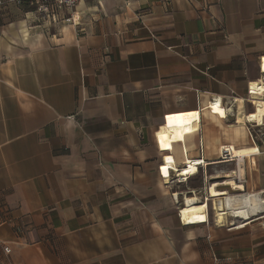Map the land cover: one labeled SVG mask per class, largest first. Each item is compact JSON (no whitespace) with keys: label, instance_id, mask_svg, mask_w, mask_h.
<instances>
[{"label":"crops","instance_id":"obj_1","mask_svg":"<svg viewBox=\"0 0 264 264\" xmlns=\"http://www.w3.org/2000/svg\"><path fill=\"white\" fill-rule=\"evenodd\" d=\"M74 13L79 26L28 2L0 13V264H264V116L246 122L264 105V0ZM188 112L196 134L162 150L170 115ZM231 146L259 152L221 159ZM167 156L198 174L168 183ZM224 178L258 198L223 225L210 189ZM187 196L208 201L207 223H184Z\"/></svg>","mask_w":264,"mask_h":264},{"label":"bare ground","instance_id":"obj_2","mask_svg":"<svg viewBox=\"0 0 264 264\" xmlns=\"http://www.w3.org/2000/svg\"><path fill=\"white\" fill-rule=\"evenodd\" d=\"M254 90H255L254 94L256 95L260 93L259 91H257V89H254ZM219 105L220 104L215 103L212 106L210 112L213 114H216L217 116H219V114H222V110ZM263 116H264V105L263 106L259 105L257 114L247 116L248 121L246 122H253V123L261 124ZM199 123H200V119H199L198 112H194V113L188 112V113H181V114H176V115L173 114L172 116L170 115V117L168 118L167 124L163 127L162 133L160 134V146L162 150H166V151L170 150L174 146V144L178 145L182 142L186 143L187 139L193 137L198 131L197 126L199 125ZM228 150L230 152L231 158H238V162L240 163L245 158H250L253 154H257L259 152L257 148L237 149L234 146H231L230 148H228ZM173 160L174 159L172 156H167L166 158L167 163L162 166V174L168 183L170 182L172 171L175 172L176 174L178 173V176L182 178L183 181H186L189 178H192L198 174V167L195 166L194 164L189 162L188 166L178 169ZM220 185L229 186L231 187L232 190H235V191L245 192L246 190L243 183H238L233 178L227 179L226 182L223 184L215 183L211 185L210 194L212 197H215V198H218L221 196L226 197V199L223 198L224 200L221 199V201L219 202L215 201V204L213 207V210L215 211V215H216L215 216L216 222L219 224H223V225L226 224L228 222L229 216H237V217L244 218L246 216L245 215L247 211L246 209L252 207L251 206L252 204L255 206V202L257 203L256 199L258 197L256 196L257 197L256 198L255 195L245 196V197L243 195H242L243 197L241 195H236V196L229 195L226 192V190L217 189V187ZM208 207L209 206L206 203H200L197 197L191 198L187 196L185 200V204L182 208V213H181L184 223H187V224L207 223L208 222L207 212L209 209ZM259 209H261L259 211H262V208H259ZM243 211H245V213H243Z\"/></svg>","mask_w":264,"mask_h":264},{"label":"built area","instance_id":"obj_3","mask_svg":"<svg viewBox=\"0 0 264 264\" xmlns=\"http://www.w3.org/2000/svg\"><path fill=\"white\" fill-rule=\"evenodd\" d=\"M197 1V0H190ZM25 2L36 6V11L49 22L58 21L60 15L67 14L63 21L67 24L79 26L80 18L76 17L74 9L79 0H0V13L11 5L23 6ZM221 159L225 160L230 156L228 148L221 152ZM198 166H204V161L199 160ZM182 213V210L180 211Z\"/></svg>","mask_w":264,"mask_h":264},{"label":"rangeland","instance_id":"obj_4","mask_svg":"<svg viewBox=\"0 0 264 264\" xmlns=\"http://www.w3.org/2000/svg\"><path fill=\"white\" fill-rule=\"evenodd\" d=\"M230 123L232 124V121L229 122V124H230ZM260 133H261V132H260ZM260 135H261V134H260ZM261 138H263V136H261ZM263 140H264V139H263ZM227 179H229V178H224L223 181H226ZM191 184H194V183L192 182ZM226 192H227L229 195H235V196H236V195H241V194L243 193L242 191H235V190H231V191H230V190H226ZM192 196H193V195H192ZM198 201H199L200 203H202V202L204 203V202H205V200H201V201H200L199 199H198ZM207 203H208V201H207ZM208 204H209V203H208ZM214 204H215V202H212V204H211V205H212V208H213ZM208 208H209V209H208V212L211 213L210 206H209ZM212 211H213L212 213H214V217H215V216H216V215H215V211H214L213 209H212ZM215 218H216V217H215Z\"/></svg>","mask_w":264,"mask_h":264},{"label":"water","instance_id":"obj_5","mask_svg":"<svg viewBox=\"0 0 264 264\" xmlns=\"http://www.w3.org/2000/svg\"><path fill=\"white\" fill-rule=\"evenodd\" d=\"M220 190H230L231 191L232 189L229 186H224V187L220 188ZM205 203H206V201H205ZM206 204L209 206L208 203H206Z\"/></svg>","mask_w":264,"mask_h":264}]
</instances>
